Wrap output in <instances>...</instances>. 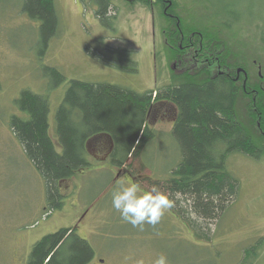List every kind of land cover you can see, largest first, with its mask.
<instances>
[{
    "label": "rangeland",
    "instance_id": "rangeland-1",
    "mask_svg": "<svg viewBox=\"0 0 264 264\" xmlns=\"http://www.w3.org/2000/svg\"><path fill=\"white\" fill-rule=\"evenodd\" d=\"M54 1L58 33L39 61L35 46L38 23L20 11L21 0H0V264H25L33 244L62 227H74L89 242L95 252L89 264H152L161 254L169 264H237L245 247L264 239V158L254 160L240 153L228 158L226 168L238 178L239 190L223 216L209 223L207 234L212 237L208 242L193 234L176 203L157 225L145 224L142 230L125 222L112 208L114 190L131 183L150 189L151 181L167 179L169 169L178 163L179 148L171 135L176 108L167 102L155 103L149 111L147 122L155 130L154 140L144 147L131 170L111 166L102 151L96 156L89 153V167L59 182L65 195L62 209L44 214L43 179L23 154L8 122L10 114L19 113L13 101L20 90L48 96V131L59 150L53 118L70 80L111 83L141 93L168 83L173 63L160 33L164 22L149 7L113 0L112 30L102 27L94 8L84 7L79 0ZM172 1L180 20L187 23L193 18H202L203 24L205 17L231 19L229 11L239 15L243 20L227 33L239 47L237 51L249 56L248 69L262 75L264 0ZM100 38L112 47L134 50L137 71L116 70L90 56L86 46L99 51ZM186 52L180 56L185 54L188 61ZM42 66L56 67L65 76L63 83L51 90L53 78L43 74ZM254 264H264V245Z\"/></svg>",
    "mask_w": 264,
    "mask_h": 264
},
{
    "label": "trees",
    "instance_id": "trees-1",
    "mask_svg": "<svg viewBox=\"0 0 264 264\" xmlns=\"http://www.w3.org/2000/svg\"><path fill=\"white\" fill-rule=\"evenodd\" d=\"M79 1L84 7L94 8L102 27L114 29L113 0ZM137 2L149 6L146 0L127 1L128 5ZM155 5L159 9L158 19L165 25V49L173 60L168 83L138 93L111 83L70 80L53 118L59 150L48 131L47 95L21 89L13 101L19 113L10 114L9 127L23 154L43 179V209L47 216L64 204L59 182L91 165L85 147L89 139L107 136L112 141L110 165L131 170L133 162L143 155L144 147L154 140L155 130L147 122L148 111L155 102L172 104L176 118L171 135L179 148V161L169 169L167 179L151 181V185L168 193L179 205L178 214L193 234L208 242L212 237L207 234L209 223L223 216L239 190L238 178L226 168L228 158L233 153L254 160L264 158V67L262 75L249 70V56L242 54L241 49L238 52L239 47L232 43L227 32L243 20L235 12L229 11L231 19L223 21L205 17L204 24L202 18L176 23L173 19L164 20L163 1ZM175 6L172 1V7ZM20 11L38 23L35 46L40 61L50 39L58 33L60 21L55 1L21 0ZM97 41L99 51L86 46L90 56L116 70L137 71L134 50L112 47L102 38ZM184 51L190 55L188 61L185 54L180 56ZM42 72L53 78L51 90L65 80L54 66H42ZM262 245L261 238L250 243L237 264H254ZM94 255L89 242L74 227H62L39 238L28 252L25 264H89Z\"/></svg>",
    "mask_w": 264,
    "mask_h": 264
},
{
    "label": "clouds",
    "instance_id": "clouds-1",
    "mask_svg": "<svg viewBox=\"0 0 264 264\" xmlns=\"http://www.w3.org/2000/svg\"><path fill=\"white\" fill-rule=\"evenodd\" d=\"M111 205L125 222L142 230L145 224L157 225L165 212L174 207L175 200L157 186L144 189L138 183H131L113 191ZM152 264H169V261L166 255L161 254Z\"/></svg>",
    "mask_w": 264,
    "mask_h": 264
},
{
    "label": "flooded vegetation",
    "instance_id": "flooded-vegetation-1",
    "mask_svg": "<svg viewBox=\"0 0 264 264\" xmlns=\"http://www.w3.org/2000/svg\"><path fill=\"white\" fill-rule=\"evenodd\" d=\"M125 2L126 1H131V0H124ZM148 1L149 3V8L151 9L152 13L156 16L157 13L159 12V9H158V5H155L156 2H158L159 0H146ZM163 1V4L164 6L161 8V11H162V14L163 16H165V18H169V19H173V20H176V23L181 19V17L179 15H177V12H175V9L176 7H172V1L171 0H161ZM160 6V5H159ZM147 8V7H146ZM194 10V9H193ZM193 11H191L192 13ZM190 13V14H191ZM191 16H193L191 14ZM163 36L166 35V33L164 34V31L161 30L160 32ZM163 44V43H162ZM165 38H164V48H165ZM163 46V45H162ZM165 102V101H164ZM164 102H155V103H164ZM154 103V104H155ZM153 104V105H154ZM152 109V108H151ZM150 109V110H151ZM149 110V111H150ZM148 111V113H149ZM148 115V114H147ZM175 118H176V115H175ZM175 118L173 119V121L175 120ZM100 145V146H99ZM99 146V148H98ZM111 146H112V141L109 140V138L107 136H104L103 138H98V139H91V140H88V142L86 143V151L88 153H98L99 151H102V153L104 154L103 157L108 160V155L109 153L111 152ZM104 151V152H103ZM96 153V154H97ZM95 154V155H96Z\"/></svg>",
    "mask_w": 264,
    "mask_h": 264
},
{
    "label": "crops",
    "instance_id": "crops-1",
    "mask_svg": "<svg viewBox=\"0 0 264 264\" xmlns=\"http://www.w3.org/2000/svg\"><path fill=\"white\" fill-rule=\"evenodd\" d=\"M99 137H100V138H103V137H104V135H99V136H97V137H93L92 139H98ZM89 140H91V139H89ZM96 155H97V154H96ZM96 155H95V156H96ZM95 159H97V160H98V158H97V157H95ZM73 177H74V176H73ZM73 177H72V178H73ZM72 178H69V179H72Z\"/></svg>",
    "mask_w": 264,
    "mask_h": 264
},
{
    "label": "water",
    "instance_id": "water-1",
    "mask_svg": "<svg viewBox=\"0 0 264 264\" xmlns=\"http://www.w3.org/2000/svg\"><path fill=\"white\" fill-rule=\"evenodd\" d=\"M241 70H242V68H240V69L237 70V75L240 73Z\"/></svg>",
    "mask_w": 264,
    "mask_h": 264
}]
</instances>
